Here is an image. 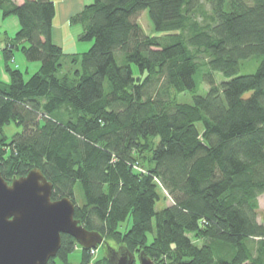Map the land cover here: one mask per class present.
Listing matches in <instances>:
<instances>
[{
    "label": "trees",
    "instance_id": "trees-1",
    "mask_svg": "<svg viewBox=\"0 0 264 264\" xmlns=\"http://www.w3.org/2000/svg\"><path fill=\"white\" fill-rule=\"evenodd\" d=\"M0 11L19 22L1 51L6 181L39 168L86 229L155 264H264V0H93L70 18L78 41L92 43L80 53L53 42V0H0ZM143 12L152 34L137 21ZM15 50L38 70L11 66ZM256 58L254 72L238 73ZM187 92L191 102H179ZM10 122L22 131L7 137ZM162 190L172 204L158 209ZM75 246L62 234L46 264H68ZM90 258L82 249L81 264Z\"/></svg>",
    "mask_w": 264,
    "mask_h": 264
},
{
    "label": "water",
    "instance_id": "water-1",
    "mask_svg": "<svg viewBox=\"0 0 264 264\" xmlns=\"http://www.w3.org/2000/svg\"><path fill=\"white\" fill-rule=\"evenodd\" d=\"M52 189L39 168L10 183L0 172V264H46L57 255L62 234L85 250L104 244L109 264H155L144 251L135 256L125 246L113 248L100 232L86 229L74 217L72 199H52Z\"/></svg>",
    "mask_w": 264,
    "mask_h": 264
},
{
    "label": "rangeland",
    "instance_id": "rangeland-1",
    "mask_svg": "<svg viewBox=\"0 0 264 264\" xmlns=\"http://www.w3.org/2000/svg\"><path fill=\"white\" fill-rule=\"evenodd\" d=\"M85 4H90L93 2V0H85L84 1ZM59 6V5H58ZM210 13V9L209 6L207 5H203L202 9L197 12V16L198 19L200 20V23H207L209 21L208 19V14ZM56 22H58V18L56 17L55 19ZM138 23L140 24V26L142 27V29L144 30V32L146 34H152L153 33V29L149 23L148 17L146 12H143L142 14H140V16L137 18ZM78 26L81 27L80 24H72L71 26H69V28H65V33H64V37L65 40H63V50L65 51V53L69 52L68 50H70L74 44L77 45V49L78 52H83V47H85V44L90 43L88 41H77L78 38L77 36H75L78 33ZM19 28V22L18 19L15 15H10L6 18L2 17L1 11H0V48H3L4 44L6 43V33L9 36H14L15 33L17 32ZM92 43H90V45L84 50H88L89 47L91 46ZM2 54V53H1ZM15 56H17L20 59H26L22 53L20 51H15L14 52ZM257 59V58H256ZM251 59L249 61H243L240 65L239 68V74H246V73H252L255 71L257 65H258V59ZM26 61V60H25ZM28 61V60H27ZM67 61V60H63ZM12 63V61H10ZM29 63H34L32 61H28ZM2 63L0 65V75L3 76L4 70L2 68ZM22 68V70H24V67H20ZM69 64L68 63H64L63 72H67L69 71ZM135 73H137L135 67H134ZM30 74H32L31 71H29L28 74H26V76L28 77ZM221 74L220 73H215V79L220 82L221 80ZM201 77V72H197L195 79L197 81V83L199 84V88L197 93L198 94H205L206 90H207V85H205L204 83H199V81ZM177 100L179 102H191V94L190 92L187 93H182L180 95H178ZM2 131L5 135H7V137H12L15 133H18L20 131H22V127L15 124L14 122H10L9 124H6L5 126H3ZM161 189V188H160ZM163 193V197L161 198L160 202L157 204V208L160 209L164 206L170 205L172 204V199L170 197H168V195L166 194V192L164 190H162ZM74 196H75V202L77 206H81L84 202V198L82 195V192L80 190V187L78 184L75 185L74 187ZM258 202H259V209H258V214H257V218L260 222L263 221L264 218V193L261 194L258 197ZM130 226V218H127V220L123 223H121L118 227V230L123 232L125 229H127ZM192 237V236H191ZM192 240L194 241L195 239L192 238ZM109 245L113 248H117L118 244L115 242V240L109 239ZM196 243L200 242L198 240L195 241ZM108 244V243H107ZM200 244V243H199ZM75 249L69 254L68 256V264H81V252H82V248L77 245L74 247ZM90 251V261L88 264H95V262L101 258L102 256H106V246L104 244H100L97 248H93V249H88ZM56 264H64L62 263L59 259H56ZM136 264H138V261L136 260Z\"/></svg>",
    "mask_w": 264,
    "mask_h": 264
},
{
    "label": "crops",
    "instance_id": "crops-1",
    "mask_svg": "<svg viewBox=\"0 0 264 264\" xmlns=\"http://www.w3.org/2000/svg\"><path fill=\"white\" fill-rule=\"evenodd\" d=\"M84 1L85 0H53V2L55 3V7H56V13H55V16H54L53 21H52L53 27H52V35L51 36H52L53 42L55 44L59 45L60 47H62V49H63V43H64L63 40H65V37H64L65 28H67V27L69 28V26L72 25L70 23V18H71V16L75 15L76 13H78L79 11H81L83 9V7L86 5ZM56 17L58 18V22L55 21ZM81 30H82V28L80 26H78V33L75 35V36H77V38H78V35L80 34ZM6 36H9V35H7V33H6ZM9 37H12V36H9ZM5 45H6V43L3 46L5 47ZM89 45H90V43L85 44V47L82 48L83 51ZM3 48H0V65L2 63V65H3L2 68H4V65H5L3 55L1 54V51ZM15 51H19V50H15ZM68 51L69 52H67V53H80V52H78L76 44H74V46ZM25 60L20 59L17 56H15V54H13V58H12L13 65L11 64V66L19 68L21 71H23L27 74L29 73V71L34 73L38 70L39 65H40L39 62L34 61V63H29L27 60L26 61ZM21 66L24 67V70H22V68H20ZM1 77L4 80L8 79V75L5 73V71L3 73V76H1Z\"/></svg>",
    "mask_w": 264,
    "mask_h": 264
},
{
    "label": "flooded vegetation",
    "instance_id": "flooded-vegetation-1",
    "mask_svg": "<svg viewBox=\"0 0 264 264\" xmlns=\"http://www.w3.org/2000/svg\"><path fill=\"white\" fill-rule=\"evenodd\" d=\"M10 182H11V181H10ZM10 182H9V183H10Z\"/></svg>",
    "mask_w": 264,
    "mask_h": 264
}]
</instances>
